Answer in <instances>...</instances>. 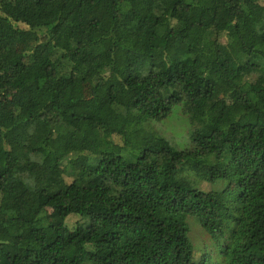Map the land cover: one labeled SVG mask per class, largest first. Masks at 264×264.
Listing matches in <instances>:
<instances>
[{"label":"trees","instance_id":"trees-1","mask_svg":"<svg viewBox=\"0 0 264 264\" xmlns=\"http://www.w3.org/2000/svg\"><path fill=\"white\" fill-rule=\"evenodd\" d=\"M0 264H264V0H0Z\"/></svg>","mask_w":264,"mask_h":264},{"label":"rangeland","instance_id":"rangeland-1","mask_svg":"<svg viewBox=\"0 0 264 264\" xmlns=\"http://www.w3.org/2000/svg\"><path fill=\"white\" fill-rule=\"evenodd\" d=\"M87 93H89V91H87ZM170 122L174 120V122H176L177 126H181L182 127V123L176 118V114H174L173 116H171L168 119ZM184 128V127H183ZM182 129V128H179ZM186 132V131H185ZM164 134L167 136L168 134L164 132ZM183 133L181 131H178L174 134V140L172 141L173 143H175L177 146L179 147H185L187 146V143H185L184 138H183ZM178 141H180L179 143H177ZM221 183L223 184V181L221 180H217L214 182H201V183H197V187L203 189L204 191H208V190H219L222 188ZM237 184V183H236ZM52 216L56 217L57 214L55 212H52ZM198 219L194 216H189L188 217V222L190 225V238L192 239L195 249L198 247V244H195V236H196V240L199 244H201V248L204 244V242H208L210 243L209 239H208V235L206 233H202L201 231H198V228L196 227L195 223H197ZM194 222V223H193ZM193 223V224H192ZM192 224V226H191ZM198 231V232H197ZM199 253V251H197ZM196 257V256H195ZM197 258V257H196Z\"/></svg>","mask_w":264,"mask_h":264}]
</instances>
